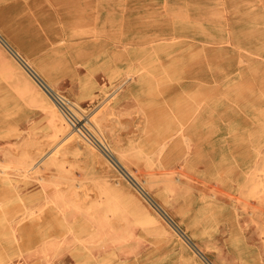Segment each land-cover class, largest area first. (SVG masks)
Listing matches in <instances>:
<instances>
[{"label":"rangeland","instance_id":"obj_1","mask_svg":"<svg viewBox=\"0 0 264 264\" xmlns=\"http://www.w3.org/2000/svg\"><path fill=\"white\" fill-rule=\"evenodd\" d=\"M47 7V18L61 37L75 25L87 30L81 37L89 41L65 52L64 86L57 91L76 100L82 117L87 114L97 123L102 143L92 137L87 124H81L87 118L77 119L53 93L72 123L112 159L107 143L136 150L166 129L181 133L180 149L187 154L178 163L177 175L185 180L180 203L187 220L163 206L214 264H264V0H49ZM127 37V52L111 51L112 43L120 50L119 41H128ZM0 51L7 52L1 41ZM117 67L124 68L126 78L120 90L93 103L89 95L101 96L103 86L95 78L109 76ZM5 80L0 67V81ZM164 86L176 92L172 99L163 98ZM148 110L157 117L154 122ZM184 112L187 116H182ZM177 115L187 118L191 129L182 127L185 118ZM185 131L186 138L181 136ZM163 152L157 154L159 159ZM61 155L56 158L66 162L65 175L80 180L78 191L98 194L93 204H100L110 216L115 211L114 219L126 229L134 228L140 244H134L135 252L129 256L120 257L109 244L77 240L82 235L77 220L71 228L60 221L77 202L65 176L43 184L32 177L10 176L0 184V264H209L185 239L167 242L161 230L139 220L131 210L128 189L110 183L118 176L106 179L98 160L83 147ZM141 162L130 161L127 167L142 178L137 169L145 168ZM43 187L49 194L36 191ZM21 200L26 206L14 210ZM70 235L72 242H46Z\"/></svg>","mask_w":264,"mask_h":264},{"label":"bare ground","instance_id":"obj_2","mask_svg":"<svg viewBox=\"0 0 264 264\" xmlns=\"http://www.w3.org/2000/svg\"><path fill=\"white\" fill-rule=\"evenodd\" d=\"M48 3L49 0H22V2H18L17 0H0V41L7 50V52L0 51V67L6 75V80L0 81V184L3 180L8 179L7 181H9L8 177L10 176L32 177L37 184H43L46 180H52L58 175L63 177L65 176L69 184L68 189L74 193L76 196L75 199L77 198V202L75 203L74 208L64 211L61 219L59 218L60 221H62L61 223H67V225H69L71 228L70 225L74 223L75 220H77L75 223L80 225L78 230L82 232L81 237H76L77 240H83L85 242L90 241L93 244H109L107 246L110 249L119 250L120 257L125 255L129 256L130 253L135 252L136 246L134 247V244H140L134 228L126 229L123 222L115 220V211L113 212V216H110V214L105 211V208H101L100 204L97 206L94 205L93 201L100 198L98 194H92V191L88 192L86 190L78 191L79 188L77 187L81 185L80 180L78 181L71 178L70 176L65 175L66 169L63 167V164L66 162L63 163L64 161H62V164L60 161L62 159L58 160L56 158L58 155L67 154L68 152H75L78 151L79 148L83 147V149H85L88 154L98 160L100 163V170L106 179H111L115 176H118V179L112 180L110 183L114 185L117 183L118 185L124 186L128 189V201L132 206L131 210L133 214L139 218V220L145 222L151 229L157 228L161 230L167 242H179L181 239H185L194 248L196 253L205 259V261H207L209 264H214L213 261H211V259L206 255V253L196 244V242L186 233V231L176 222L169 211H167V209L163 206V204L169 206L180 219L187 220V213L184 210L185 205L180 203V198L182 197V192L180 191L184 190L183 185L185 180L181 176L177 175V167L179 165L178 163L182 161L184 156L187 154L182 151L183 149H180L181 138L179 136L181 133H176L174 129H166L165 126L166 130H164L161 134L158 135L155 133L156 136H158L157 138L154 137L155 140L153 142L148 143L146 147H142L141 145V147H138L139 149L136 150L134 147L131 149L119 148L115 146H109L107 143L108 149H110L109 153L113 159L111 157L107 158L102 154V151L98 149L96 143L94 141L92 142V139H88L86 137L87 135L85 136V134L81 132L82 130L80 131V128L76 127L75 123H72V121L67 116V112L64 107L57 101L53 100L52 97L54 93L59 97L67 109L76 116L77 119L82 117L83 112L82 110H77L78 104L76 100H72L71 98L60 94L57 89H60V87L64 86L63 77L65 71L67 70V62H65V54L68 52L67 48H70V46L79 44L83 41H89V39H82L81 35L86 34L87 30L82 31L84 29L81 25H75V28L69 31V34H66V36L63 35L61 37L58 30L50 23L47 18L49 11V8L47 7ZM116 40L119 41L121 38ZM128 42L129 39L128 41H119L118 46H120V50L116 49L117 45L115 43H112L111 51L115 53L127 52L129 50ZM88 52L89 51H87V53ZM80 55L82 54L80 53ZM143 68L144 67H142V69ZM123 70L124 68L117 67L109 76L104 75L96 77L95 75V79L103 85L101 88V96H97V93L94 92L89 95L88 99L93 100V103L98 101L99 104L103 100H106V98L108 99L109 96L111 97L114 92L117 93L120 90V85L122 82L126 80V78H122ZM88 77L90 78L91 74H88ZM170 87L164 86V88L161 90L164 99H172L174 96L173 94L176 93H170L172 91V87L171 89ZM174 89L176 90V88ZM155 90L158 89L155 88ZM198 95L203 96L200 95V93ZM47 96L50 100L47 98ZM99 107L101 106L99 105ZM71 108L75 110H72ZM151 109L154 110V108ZM164 109L161 110L163 111ZM199 110H201V108ZM152 112L153 111L149 112L148 115ZM180 114L182 115V113ZM180 114L179 116H181ZM165 115L168 116L170 113ZM184 115L187 116L185 112L182 116ZM151 116L152 118L154 117L153 114ZM161 116L162 115H159V117ZM166 116L162 117V119L158 117L159 122ZM179 116L177 115V117ZM177 117L172 116V119H175L173 120L175 123H177ZM82 118H87V114ZM155 118L150 120L153 121ZM184 118H181L182 121ZM168 120L171 122L170 117ZM184 120L185 121L182 123H180V121L178 122L182 125V127H189V129H191L187 118ZM165 122L166 121H164V124ZM95 123H93L90 118H87L81 124L83 126H86L87 124L86 127L90 131L92 137L101 144L102 142L99 137L101 136L103 138L104 136L101 135L102 131L100 132L98 130L99 126L97 123L95 125ZM150 123L151 122H149V124ZM104 125L109 124L105 123ZM153 126H155L154 123ZM147 129L148 127L146 130ZM179 129L181 130V127ZM148 135L150 137V132L146 137L149 140ZM181 136L186 138L187 131H185V133H183ZM162 149L164 152L162 154V158L159 159L157 154L160 151H163ZM140 160L143 161L141 163L145 164V168H137L139 169L138 171L142 173V178L139 176L137 177L136 174L133 173L129 167H127L128 162H140ZM185 169L188 170V168ZM186 172L187 171H185V173ZM183 176L185 175L183 174ZM127 178L132 181L136 187L134 185V188L131 187L132 183L130 184L127 181ZM252 183H255V181ZM260 188L263 189L262 187ZM261 189L258 188L257 192L261 191L262 194L263 191ZM36 191L48 193L44 187L42 189L38 188ZM186 202L187 200L185 199L184 203ZM25 203V200H21V202L15 203L12 208L14 210L17 208L18 210L19 206H26ZM46 209H44V211ZM47 213L48 212L45 214ZM9 216L10 214L8 217ZM57 222L55 221V223ZM43 225L46 224L44 223ZM73 234L75 233H72V235ZM78 236H80V234ZM63 241L72 242L73 237L70 235L69 237L53 236L46 238V242L58 243ZM121 264L123 263L121 262Z\"/></svg>","mask_w":264,"mask_h":264}]
</instances>
